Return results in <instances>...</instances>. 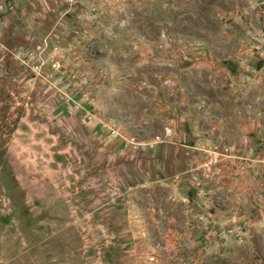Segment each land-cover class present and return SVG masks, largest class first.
<instances>
[{"label": "rangeland", "instance_id": "obj_1", "mask_svg": "<svg viewBox=\"0 0 264 264\" xmlns=\"http://www.w3.org/2000/svg\"><path fill=\"white\" fill-rule=\"evenodd\" d=\"M0 264H264V0H0Z\"/></svg>", "mask_w": 264, "mask_h": 264}]
</instances>
